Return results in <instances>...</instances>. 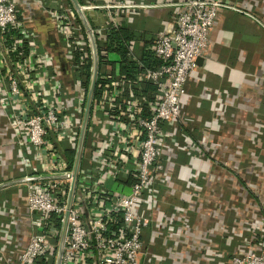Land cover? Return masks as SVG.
<instances>
[{"label": "built area", "instance_id": "2783aa9c", "mask_svg": "<svg viewBox=\"0 0 264 264\" xmlns=\"http://www.w3.org/2000/svg\"><path fill=\"white\" fill-rule=\"evenodd\" d=\"M20 1L0 0V113L15 144L29 155L21 158L29 167L18 182L27 188L30 231L14 264H54L74 163L70 167L64 150L76 152L90 82L89 77L84 83V67L88 61L92 64L91 46L70 0H23L50 24L55 37L44 39V46L32 17L20 10ZM78 3L85 16L97 11L105 18L103 27L90 26L97 53L109 32L124 26L132 13L162 5L144 0ZM166 5L178 9L176 26L150 44L155 65L140 64L136 78L130 80L119 72L120 56L101 51L108 63L98 73L107 82L102 97L92 99L60 264L161 261L148 256L143 235L156 222L160 190L164 194L170 174V160L162 161L161 149L170 133L166 129L184 121L187 81L209 48L220 9L243 13L264 27L252 11L226 0H176ZM130 49L134 56L133 44ZM173 147L177 148L168 146ZM228 262L264 264V247L237 252Z\"/></svg>", "mask_w": 264, "mask_h": 264}, {"label": "crops", "instance_id": "0c3cea01", "mask_svg": "<svg viewBox=\"0 0 264 264\" xmlns=\"http://www.w3.org/2000/svg\"><path fill=\"white\" fill-rule=\"evenodd\" d=\"M144 1L162 5L132 13L124 22L144 35L133 41L136 60L146 41L172 32L178 12L166 5L176 0ZM226 1L264 23V0ZM20 10L40 30L42 46L44 39H54L40 11L23 0ZM86 18L93 29L105 25L100 12H87ZM198 59L182 98L184 121L166 129L161 158L170 160V174L164 194L160 190L156 222L143 235L148 255L167 258L164 264H200L203 255L212 259L207 264H230L225 250L264 247V152L256 155L263 138L257 131L264 127V27L243 13L220 9L209 48ZM171 143L177 148L169 150ZM22 156L29 159L0 113V254L5 264L17 262L30 231L27 188L18 182L29 167Z\"/></svg>", "mask_w": 264, "mask_h": 264}, {"label": "trees", "instance_id": "16d2710c", "mask_svg": "<svg viewBox=\"0 0 264 264\" xmlns=\"http://www.w3.org/2000/svg\"><path fill=\"white\" fill-rule=\"evenodd\" d=\"M54 6V4H52ZM144 35L139 33L137 30L130 29L128 27L122 26L118 30H113L109 32L106 42L102 45H98V53H99V70L101 67L108 63L106 58H104L101 54V51L105 52H116L120 56L119 62V72L122 75H125L126 78L133 80L136 77V74L140 71V64L143 67H150L155 65L156 62L153 59V53L149 50L150 44L146 41L144 47L140 50L139 59H134V56H130V48L133 44V41L137 37H143ZM91 62L88 61L87 66L84 67L86 70L84 83L87 85L89 80V71H91ZM107 81L101 78V74L98 73V77L96 79L95 88L93 97L95 100H99L103 94V86ZM152 84H147L148 87H152ZM144 92V91H143ZM85 144V143H84ZM64 153L68 159L70 167L75 159L76 152L71 148L65 149Z\"/></svg>", "mask_w": 264, "mask_h": 264}, {"label": "water", "instance_id": "95a60500", "mask_svg": "<svg viewBox=\"0 0 264 264\" xmlns=\"http://www.w3.org/2000/svg\"><path fill=\"white\" fill-rule=\"evenodd\" d=\"M74 10L76 11L80 21L83 24V27L87 33L90 46H91V56H92V68H91V76H90V82H89V87L87 91V97H86V102H85V108H84V113H83V121H82V127L79 135V140L78 144L76 147V155L73 163V168H72V173H71V182L69 186V192H68V197H67V203H66V212L64 214V219L62 223V229H61V234L59 238V243L57 246L56 250V257H55V263L54 264H60V259L62 255V249H63V243H64V237L66 234V227H67V219H68V214L69 210L71 208L72 204V199L74 195V190H75V184H76V177H77V172L80 166V160H81V155H82V150H83V145L86 137V131H87V126H88V121H89V116L91 112V103L93 99V93H94V88H95V83L97 79V74H98V53H97V46L96 42L91 30V27L88 23V20L86 19V16L81 10V7L78 3V0H70ZM199 61V59H197Z\"/></svg>", "mask_w": 264, "mask_h": 264}, {"label": "rangeland", "instance_id": "374dc122", "mask_svg": "<svg viewBox=\"0 0 264 264\" xmlns=\"http://www.w3.org/2000/svg\"><path fill=\"white\" fill-rule=\"evenodd\" d=\"M250 129H254V128H250ZM260 129V130H259ZM258 133H260L261 134V136L263 137V138H261L260 139V142H258V144H257V146L259 145V143L261 144V147H259V148H256V155H257V157H260V154L262 153V152H264V127H260V128H258V131H257ZM236 145H238V144H235V146ZM243 145H245V144H242L241 146H243ZM247 146V145H246ZM241 154V153H240ZM263 155V154H262ZM261 158V157H260ZM259 159V158H258ZM247 216L248 215H246V219H247ZM230 236L231 237H233V235L232 234H230ZM234 236H236V235H234ZM60 238V237H59ZM234 244H238V242H236V243H234ZM233 248H235V247H231V249H228V250H225V253H224V251H223V253H224V255L227 257V259L228 260H230V258L232 257V255L233 254H235V253H237V252H245L248 248H244L243 246H238V250H234ZM149 256V255H148ZM206 256H201V260H202V262H199L200 264H207V263H210V261L212 260L211 258H210V260H208V258H207V260H206ZM0 264H5V263H7V259L3 256V255H1L0 254ZM166 260H167V258L165 259V260H161L159 263H157V264H164L163 262H166ZM53 263H55V261L53 262Z\"/></svg>", "mask_w": 264, "mask_h": 264}]
</instances>
